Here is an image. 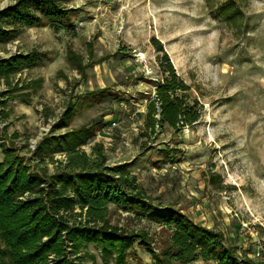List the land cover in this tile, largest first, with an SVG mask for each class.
Wrapping results in <instances>:
<instances>
[{
	"label": "rangeland",
	"instance_id": "374dc122",
	"mask_svg": "<svg viewBox=\"0 0 264 264\" xmlns=\"http://www.w3.org/2000/svg\"><path fill=\"white\" fill-rule=\"evenodd\" d=\"M16 1L0 0V9ZM59 3L74 10L69 21L20 27L0 43V60L39 55L34 67L0 79V162L6 148L30 171L54 174L64 157L54 155L58 165L41 161L40 143L92 131L84 150L96 145L109 165L132 163L154 207L221 233L236 254L264 264V0ZM163 54L202 115L146 139L147 105L165 77ZM68 105V124L56 128ZM109 222L124 234H147L146 245L136 238L119 264H155L151 253L163 260L170 232L159 223L116 206ZM69 246L70 264H117L116 251L105 260L99 244L78 254Z\"/></svg>",
	"mask_w": 264,
	"mask_h": 264
},
{
	"label": "trees",
	"instance_id": "16d2710c",
	"mask_svg": "<svg viewBox=\"0 0 264 264\" xmlns=\"http://www.w3.org/2000/svg\"><path fill=\"white\" fill-rule=\"evenodd\" d=\"M73 13L59 0H17L0 9V43L15 39L20 27L56 26L62 20L69 21ZM36 55L18 54L0 60V79L34 67L39 57ZM160 63L165 77L157 81L155 97L147 105L141 134L146 139L165 127L173 131L190 127L202 115L203 105L192 98L190 86L177 75L166 54ZM73 109L68 105L56 128L68 124ZM93 133L72 131L40 143L37 155H43L41 161L49 159L58 165L54 155L65 156L54 174L30 171L14 152L1 146L0 264H70L67 245L78 254L91 243L101 246L105 260L116 251L115 263L125 262L136 238L146 245L147 234L119 232L109 222L110 206L140 212L170 232L163 260L150 252L155 264H261L236 254L221 233L174 210L165 212L154 207L132 172V163L109 166L101 147L95 145L90 153L84 150ZM50 255L55 257L52 261Z\"/></svg>",
	"mask_w": 264,
	"mask_h": 264
},
{
	"label": "built area",
	"instance_id": "2783aa9c",
	"mask_svg": "<svg viewBox=\"0 0 264 264\" xmlns=\"http://www.w3.org/2000/svg\"><path fill=\"white\" fill-rule=\"evenodd\" d=\"M156 81H158V80H156ZM107 130H109V127L107 128ZM31 147H34V144H32ZM62 156L64 157V160H65V156L64 155H62ZM64 160H62V162H64ZM255 257H257V258L261 257V253L260 252L255 253Z\"/></svg>",
	"mask_w": 264,
	"mask_h": 264
},
{
	"label": "crops",
	"instance_id": "0c3cea01",
	"mask_svg": "<svg viewBox=\"0 0 264 264\" xmlns=\"http://www.w3.org/2000/svg\"><path fill=\"white\" fill-rule=\"evenodd\" d=\"M108 159V158H107ZM107 164H108V160H107ZM123 164H128V163H126V162H123V163H118V164H112V165H109V166H116V165H123ZM110 208H111V206H110ZM109 208V209H110ZM200 264H202V263H200Z\"/></svg>",
	"mask_w": 264,
	"mask_h": 264
}]
</instances>
